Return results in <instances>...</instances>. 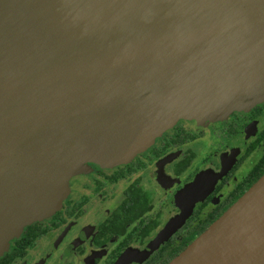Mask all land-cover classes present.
<instances>
[{"label":"water","instance_id":"95a60500","mask_svg":"<svg viewBox=\"0 0 264 264\" xmlns=\"http://www.w3.org/2000/svg\"><path fill=\"white\" fill-rule=\"evenodd\" d=\"M258 101L264 0H0V249L85 158L115 164L182 116ZM218 177L177 193L142 256ZM167 264H264V173Z\"/></svg>","mask_w":264,"mask_h":264},{"label":"flooded vegetation","instance_id":"af4514ba","mask_svg":"<svg viewBox=\"0 0 264 264\" xmlns=\"http://www.w3.org/2000/svg\"><path fill=\"white\" fill-rule=\"evenodd\" d=\"M210 110L178 118L115 164L83 162L59 201L7 238L0 264H116L128 250L137 257L125 264H167L185 236L192 242L264 173V101ZM205 171L220 177L142 256L180 213L177 193Z\"/></svg>","mask_w":264,"mask_h":264},{"label":"trees","instance_id":"16d2710c","mask_svg":"<svg viewBox=\"0 0 264 264\" xmlns=\"http://www.w3.org/2000/svg\"><path fill=\"white\" fill-rule=\"evenodd\" d=\"M258 178H259V176H256L254 179H258ZM215 217H216V216H213V217H211L209 220H207V221H206L207 224H204V225L200 226V227L197 229V231H201L202 229H204V227H205L206 225H208V223H209L211 220H213ZM191 232H192V231H191ZM191 235H192V234L185 236V237L183 238V240H182V243H181L182 246H178L176 249H174V250L172 251V254H171L170 256H172L173 254H176L177 252L183 250V249L189 244V242L191 241V238H192Z\"/></svg>","mask_w":264,"mask_h":264},{"label":"rangeland","instance_id":"374dc122","mask_svg":"<svg viewBox=\"0 0 264 264\" xmlns=\"http://www.w3.org/2000/svg\"><path fill=\"white\" fill-rule=\"evenodd\" d=\"M199 146H193V151H196V153H197V155L199 154L198 152H199ZM60 196H61V193L59 194ZM56 201H59V197L58 196H56ZM50 212V211H49ZM42 214L40 213L39 214V216H41ZM41 218H43V217H41ZM49 238H53V235H50V237Z\"/></svg>","mask_w":264,"mask_h":264},{"label":"crops","instance_id":"0c3cea01","mask_svg":"<svg viewBox=\"0 0 264 264\" xmlns=\"http://www.w3.org/2000/svg\"><path fill=\"white\" fill-rule=\"evenodd\" d=\"M86 160H91V161H95V162H101V163H104L103 161H100L99 159H97V158H85V160H84V162L86 161Z\"/></svg>","mask_w":264,"mask_h":264}]
</instances>
